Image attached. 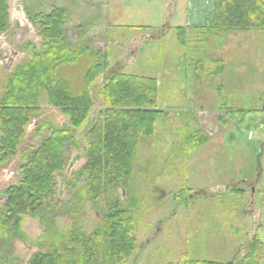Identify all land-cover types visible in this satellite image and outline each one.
<instances>
[{
	"label": "rangeland",
	"instance_id": "obj_1",
	"mask_svg": "<svg viewBox=\"0 0 264 264\" xmlns=\"http://www.w3.org/2000/svg\"><path fill=\"white\" fill-rule=\"evenodd\" d=\"M218 1L7 2L8 29L0 35V96L13 67L32 60L31 47L39 50V30L25 14V9L30 11L37 5L46 14L52 7L64 9L68 22L63 37L68 45L75 42L76 27L83 26L89 48L106 51L108 68L91 87L93 96L113 73L149 78L157 84L156 105L161 116L154 121L153 135L138 142L131 183L117 188L114 194L120 199L121 190L122 202L136 205L134 238L138 248L130 264H177L183 257L220 264H245L247 260L264 264V192L260 195L264 189V151L262 177L255 186L252 204L249 188L241 182L255 180V157L264 137V38L259 36L248 47L237 40L244 31L212 27L214 3ZM177 28H183L184 34L178 37ZM251 31L258 34L264 30ZM24 46L31 47L25 51ZM231 57L234 60L227 62ZM89 64L86 57L60 69L73 91L80 88ZM96 100V106H101ZM39 107V122L55 128L65 125L66 118L44 98ZM228 109L253 114L237 116ZM91 112L87 118L94 115ZM46 131L26 134L22 142L37 148L47 138ZM249 131L253 132L251 139ZM189 137L204 142L184 153ZM77 139L78 147L64 150L67 168L55 175L56 184L85 162L80 151L83 142L80 136ZM13 161L0 164V207L4 189L16 185L20 177ZM59 188L60 202L68 200L71 192L63 195ZM236 188L243 194L237 195ZM82 213L83 228L90 233L97 224V213L89 201ZM54 223L64 232L72 230V221L62 217L55 218ZM19 226L24 242L4 247L0 239V259L11 256L10 264H27L45 242L44 225L35 219L21 215ZM254 240L258 242L256 259L252 260V255L245 258Z\"/></svg>",
	"mask_w": 264,
	"mask_h": 264
},
{
	"label": "trees",
	"instance_id": "obj_2",
	"mask_svg": "<svg viewBox=\"0 0 264 264\" xmlns=\"http://www.w3.org/2000/svg\"><path fill=\"white\" fill-rule=\"evenodd\" d=\"M7 2L0 0V35L8 29ZM41 9L39 5L30 11L25 9L29 22L39 30V50L24 46L25 51L31 47L32 60L13 67L0 96V164L17 159L20 175L18 183L3 194L0 239L5 241L4 247L15 240L24 241L19 223L21 215H27L45 228V242L27 264H130L138 248L134 238L136 205L122 202V196L116 199L114 194L117 188L131 183L138 142L143 136L153 135L154 121L161 116L156 105L157 84L153 79L113 73L93 96L91 87L108 68L106 51L89 48L83 26L76 27L79 34L68 45L63 37L68 22L64 9L52 7L48 14ZM213 12L214 28L264 30V0H219L214 3ZM177 34L183 35V28H177ZM179 43L183 45L184 41ZM86 57L90 64L82 75L80 88L73 91L60 69ZM42 98L66 118L65 125L55 128L38 121ZM96 99L101 106H96ZM95 109L96 113L87 118L89 111L93 113ZM227 111L237 116L253 114L245 109ZM91 120L93 124L80 137L84 164L60 185L56 184L55 175L67 168L65 148L79 146V133ZM32 123V133L47 128V138L37 148L28 143L20 149ZM189 139L184 153L204 142L202 138ZM59 187L63 195L71 192L68 200L60 202ZM236 194L243 192L236 188ZM87 201L97 213V224L90 233L82 222ZM59 217L72 221L70 232L55 225L54 220ZM256 243L254 240L248 245L251 250L245 258L252 255V260L256 259ZM183 258L177 264H220ZM10 260L11 256L3 257L0 264H10ZM245 264L252 262L247 260Z\"/></svg>",
	"mask_w": 264,
	"mask_h": 264
},
{
	"label": "water",
	"instance_id": "obj_3",
	"mask_svg": "<svg viewBox=\"0 0 264 264\" xmlns=\"http://www.w3.org/2000/svg\"><path fill=\"white\" fill-rule=\"evenodd\" d=\"M13 55H17L16 53ZM95 114V112L93 113ZM94 120L88 121L85 126L83 127V129L81 130V132L79 133V136L81 137V135L93 124ZM35 124L32 123V125H30L28 127V134L30 135V133L32 132L33 128H34ZM23 146L26 145V142H23L22 144ZM83 151V150H82ZM263 151H264V137L262 138L259 147L257 149V154L255 157V180L251 181V182H247L246 180H241V182L249 188V193H250V203L252 204L253 202V194L255 191V186L257 185V183L259 182L260 178L262 177V169H261V158L263 155ZM121 192V196H122V191ZM204 196V193H203ZM191 198V196L189 197Z\"/></svg>",
	"mask_w": 264,
	"mask_h": 264
},
{
	"label": "crops",
	"instance_id": "obj_4",
	"mask_svg": "<svg viewBox=\"0 0 264 264\" xmlns=\"http://www.w3.org/2000/svg\"><path fill=\"white\" fill-rule=\"evenodd\" d=\"M255 33H256L255 31H244V32H241L240 33V36L241 37L240 38L238 37L237 40H240L241 42H244L246 45H248V47H250L251 44L253 45L255 43V41L259 39V36H261L262 38H264V31H262V32L259 31L258 34H255ZM241 45H243V44H241ZM261 53L264 56V43H262V51H261ZM233 58L234 57H231V59L228 60L227 62L231 61ZM227 62H224L225 68H226V63ZM241 68H243V67H241ZM240 177H241V175H240ZM242 177L243 178H249V176H247V175H242ZM263 186H264V184L262 183L261 187H263ZM263 190L264 189L262 188L260 195L264 192Z\"/></svg>",
	"mask_w": 264,
	"mask_h": 264
},
{
	"label": "flooded vegetation",
	"instance_id": "obj_5",
	"mask_svg": "<svg viewBox=\"0 0 264 264\" xmlns=\"http://www.w3.org/2000/svg\"><path fill=\"white\" fill-rule=\"evenodd\" d=\"M31 135H32V133H31ZM22 143H23V142H22ZM13 162L15 163V164H14L15 166H16V164H17V166H18V160H17V159L14 160ZM76 172H77V171H76ZM10 174L12 175V172H9V175H10ZM6 189H7V188L4 189L3 194H4V192H5ZM3 197H4V195H3ZM4 200H5V197H4V199H3V203H4ZM3 203H2V204H3ZM2 242H3V244L5 243V241H2ZM15 242H24V241L15 240V241H12L11 243H15Z\"/></svg>",
	"mask_w": 264,
	"mask_h": 264
},
{
	"label": "built area",
	"instance_id": "obj_6",
	"mask_svg": "<svg viewBox=\"0 0 264 264\" xmlns=\"http://www.w3.org/2000/svg\"><path fill=\"white\" fill-rule=\"evenodd\" d=\"M252 136H253V132H252V131H249V132H248V139H251Z\"/></svg>",
	"mask_w": 264,
	"mask_h": 264
},
{
	"label": "bare ground",
	"instance_id": "obj_7",
	"mask_svg": "<svg viewBox=\"0 0 264 264\" xmlns=\"http://www.w3.org/2000/svg\"><path fill=\"white\" fill-rule=\"evenodd\" d=\"M27 130H28V128H27ZM32 133V132H31ZM31 133H30V135H31ZM29 134H28V131H27V136H30ZM85 192V191H84ZM82 197V196H81ZM85 198V197H84ZM83 198V199H84ZM81 203V202H80ZM81 207V206H80ZM80 207H79V209H80ZM81 210V209H80ZM79 213V212H78Z\"/></svg>",
	"mask_w": 264,
	"mask_h": 264
}]
</instances>
